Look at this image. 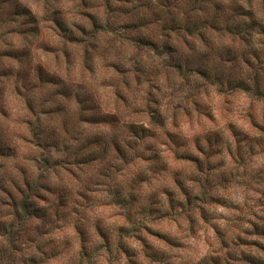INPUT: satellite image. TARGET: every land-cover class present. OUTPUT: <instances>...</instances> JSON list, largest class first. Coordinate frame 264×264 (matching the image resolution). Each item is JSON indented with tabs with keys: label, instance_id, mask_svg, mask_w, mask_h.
<instances>
[{
	"label": "clouds",
	"instance_id": "clouds-1",
	"mask_svg": "<svg viewBox=\"0 0 264 264\" xmlns=\"http://www.w3.org/2000/svg\"><path fill=\"white\" fill-rule=\"evenodd\" d=\"M0 264H264V0H0Z\"/></svg>",
	"mask_w": 264,
	"mask_h": 264
}]
</instances>
